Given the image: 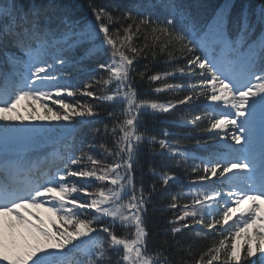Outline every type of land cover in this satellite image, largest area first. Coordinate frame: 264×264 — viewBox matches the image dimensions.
<instances>
[{"label":"trees","instance_id":"16d2710c","mask_svg":"<svg viewBox=\"0 0 264 264\" xmlns=\"http://www.w3.org/2000/svg\"><path fill=\"white\" fill-rule=\"evenodd\" d=\"M236 64L264 81V0H0V96L25 86L0 109L14 120L0 148L22 170L65 163L5 219L1 264H129L115 243L137 264H264V240L224 227L217 197L236 138L215 98ZM114 173L124 186L104 199ZM77 188L101 215L85 226Z\"/></svg>","mask_w":264,"mask_h":264},{"label":"rangeland","instance_id":"374dc122","mask_svg":"<svg viewBox=\"0 0 264 264\" xmlns=\"http://www.w3.org/2000/svg\"><path fill=\"white\" fill-rule=\"evenodd\" d=\"M221 61L227 62V60L222 59ZM238 63H242V61L239 60ZM198 64H201L200 60L198 61ZM239 66L236 64L235 68L228 69L227 72L231 73H228V77L223 83H220L217 89L218 94L215 99L220 105V108L224 109L227 115L221 121V124L229 125L231 123L230 125L234 130L236 129L237 136L240 137L235 144L243 143L244 153L248 160L253 161L256 157L255 162L252 165L254 171L252 172L241 166L230 165L231 167L228 168V170L223 171L221 179H231L232 181H234L233 179L237 180H235L233 185L231 184L230 193L227 195L217 194V197L224 198L226 203V213L223 219V225L229 226L231 223L235 224V227L238 228L239 234H241L243 238L245 237V241L249 242L257 238V236H253L251 240H248V235L253 230H257L264 234V184L258 180L261 175H264V81L261 80L259 85L253 87V79L251 75H241L242 70L241 66ZM243 87H245V89ZM10 112L11 111L4 112L5 116L0 119L1 127H9L7 125L13 126L14 120H11L10 118L7 119L6 117ZM24 118L25 119L23 120H26L29 116ZM16 120L22 121L21 119ZM23 123H27V121H23ZM18 133H21V131L15 132V134ZM239 159L240 162L244 161L241 156ZM72 167H74L73 164ZM108 179L111 181V187L108 190L102 191V193H106L104 199L112 197L115 194L119 195L122 186H124L121 181V176L117 173L110 175ZM77 189L78 191L76 194H79L84 200L86 210V219L82 221L83 224H80L79 226H85L94 220L100 219L101 215L99 212L97 214L95 212V210L99 209L95 202L86 205V201L90 196L84 195V192H81L79 188ZM207 191L209 193L213 192V190L209 188H207ZM97 201L102 203V196L97 199ZM203 204L204 205L199 206L200 209L210 210L211 207H213L211 202H205ZM12 208L14 207L11 206L9 208L11 210L8 209L9 211L6 214L5 212L0 211V219L3 216L9 221L10 216L15 213V208ZM16 213L20 215L19 212L16 211ZM62 213L65 221L66 219L68 223L74 221V219L72 220L71 218L66 217L67 211L65 208L62 210ZM6 225L5 222L0 224V229L4 232H7ZM79 226H74V232L79 231ZM64 232L66 231L62 230L60 233ZM65 236L70 237L69 235ZM115 244L118 249H125L126 258H128L127 260L129 264H137L135 252L131 254L129 251V248H134L133 244H131L130 247L127 245H119L118 243ZM263 254V251L259 252V255L263 256Z\"/></svg>","mask_w":264,"mask_h":264}]
</instances>
